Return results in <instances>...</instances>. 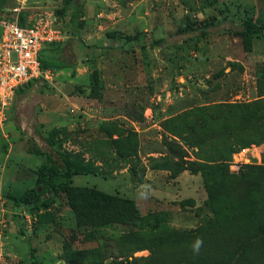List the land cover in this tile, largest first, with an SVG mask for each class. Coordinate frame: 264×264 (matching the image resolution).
<instances>
[{"label":"rangeland","instance_id":"rangeland-1","mask_svg":"<svg viewBox=\"0 0 264 264\" xmlns=\"http://www.w3.org/2000/svg\"><path fill=\"white\" fill-rule=\"evenodd\" d=\"M83 4L76 30L71 0H0V25L11 19L58 30L62 40L46 48L54 53L74 30L88 45L112 31L140 38L0 97V264H152L148 248L169 231L216 226L210 191L231 202L233 213L259 189L251 167L264 166V136L242 132L245 112L224 105L264 101V33L179 32L214 17L264 24V0ZM46 138L92 173L75 177L72 192L48 210L17 207L9 196L35 185ZM234 138L258 140L240 173L231 170L233 159H201ZM202 164L228 166L233 188L206 187ZM97 193L134 202L138 220L129 206L107 205Z\"/></svg>","mask_w":264,"mask_h":264},{"label":"trees","instance_id":"trees-1","mask_svg":"<svg viewBox=\"0 0 264 264\" xmlns=\"http://www.w3.org/2000/svg\"><path fill=\"white\" fill-rule=\"evenodd\" d=\"M83 2L84 0H71V9L74 13L71 23L76 30L83 15ZM225 24L228 27L225 28ZM219 27H224L225 31L242 39H249L264 33V24L253 18H243L240 22H235L220 17L201 22H190L179 33L190 37H204L209 35L212 29ZM76 30L61 47L59 54L54 53L51 49L46 50L48 45L43 48L40 56L43 71L52 72L72 68L77 65L79 60H96L102 57L107 50L123 48L131 42L140 43L138 35L131 36L119 31H112L107 33L105 40L88 45L79 39ZM153 43L160 45L165 43V39L154 40ZM34 81L36 80L27 84ZM21 90L22 87H19L15 93ZM224 106L245 112L244 117L250 122L242 128V132L264 136V132H262L264 130L263 100L249 104ZM46 144L47 148H42L45 160L35 172V185L21 195L9 196V199L17 207L48 210L61 195L72 192L75 177L87 176L92 173L84 160L73 159L60 152L50 138H46ZM256 144H258L256 139L239 140L234 138V140L222 144L223 146L221 145L224 152L205 150V156L201 159L219 163L228 161L233 159L234 154L240 150ZM197 145L203 147L204 140L200 139ZM218 165L202 164V171L199 169L204 177L206 187L218 189L230 184V189H232L235 181L229 174L228 166L226 172L224 166ZM251 169L254 171L251 175H256V178L252 180H256L253 182H256L259 189L242 196L244 202L237 212L230 213V210L234 208L233 204L227 199H218V195L210 191L209 201L214 212L216 226L212 229L201 227L189 232L169 231L166 235L159 237L156 245L148 248L150 256L147 261L152 264H264V166L251 167ZM241 171L242 167L238 172H233L240 173ZM248 178L245 179L246 182L252 181ZM97 195L99 201L107 205L129 206L134 213L135 221L138 220L134 202L104 193H97ZM256 198L258 204L255 203ZM198 240L201 242L200 247L195 250Z\"/></svg>","mask_w":264,"mask_h":264},{"label":"built area","instance_id":"built-area-1","mask_svg":"<svg viewBox=\"0 0 264 264\" xmlns=\"http://www.w3.org/2000/svg\"><path fill=\"white\" fill-rule=\"evenodd\" d=\"M0 35V97L2 100L13 96L17 88L30 81L45 77L41 52L49 44L62 40L58 30L50 27L26 26L17 20H3ZM244 148L234 154L231 168L238 172L249 163Z\"/></svg>","mask_w":264,"mask_h":264},{"label":"clouds","instance_id":"clouds-1","mask_svg":"<svg viewBox=\"0 0 264 264\" xmlns=\"http://www.w3.org/2000/svg\"><path fill=\"white\" fill-rule=\"evenodd\" d=\"M200 241L198 240L197 242H196V245H195V250H198L199 249V247H200Z\"/></svg>","mask_w":264,"mask_h":264},{"label":"crops","instance_id":"crops-1","mask_svg":"<svg viewBox=\"0 0 264 264\" xmlns=\"http://www.w3.org/2000/svg\"><path fill=\"white\" fill-rule=\"evenodd\" d=\"M67 69V68H66Z\"/></svg>","mask_w":264,"mask_h":264}]
</instances>
